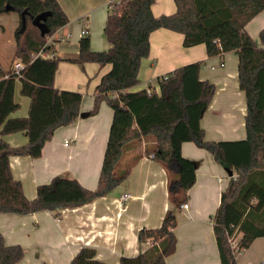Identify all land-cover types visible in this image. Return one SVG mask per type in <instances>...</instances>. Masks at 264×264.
Returning a JSON list of instances; mask_svg holds the SVG:
<instances>
[{
  "label": "trees",
  "instance_id": "trees-1",
  "mask_svg": "<svg viewBox=\"0 0 264 264\" xmlns=\"http://www.w3.org/2000/svg\"><path fill=\"white\" fill-rule=\"evenodd\" d=\"M174 2L176 9L172 14L154 16V0H109L103 25L109 47L93 50L90 38L80 36L77 55L65 60L110 64L94 87L93 107L89 111L95 113L101 101L113 110L99 186L86 190L75 179L57 175L49 183L38 185L36 196L28 199L20 180L11 173L10 156H40L54 130L78 117L82 93L54 87V74L62 58L31 56L42 48L47 36L67 23L59 2L0 0V14L15 11L19 17L13 57L25 64L16 74L0 63V136L19 131L27 136V142L17 147L0 138V213L56 211L107 194L128 176L141 156L139 152L126 156V152L140 146L142 140L147 141L142 154H152L164 167L169 200L178 207L185 202V193L195 179L193 161L181 154L182 142L191 141L235 172L221 192L212 216L220 264H236V253L228 240L233 233L239 234L241 249L254 238L264 236V46H259L245 30L246 23L264 9V0ZM158 28L182 33L185 47L203 43L209 56L236 53L238 87L246 102L244 139H205L200 119L215 86L200 79L201 61L184 64L158 77L159 93L151 86L149 92L147 88L130 90L139 83L141 60L149 54V35ZM259 37L264 43V30ZM54 50V46L43 48L45 52ZM16 80L20 81V93L30 99L27 116H10L19 108L14 100ZM175 226V213L168 209L159 227L143 228L138 233L140 241L152 238L154 243L135 256L120 257L119 264H164L165 257L175 249ZM23 253L19 244H6L0 233V264H16ZM69 264L109 263L97 259L94 248L84 246Z\"/></svg>",
  "mask_w": 264,
  "mask_h": 264
},
{
  "label": "crops",
  "instance_id": "crops-1",
  "mask_svg": "<svg viewBox=\"0 0 264 264\" xmlns=\"http://www.w3.org/2000/svg\"><path fill=\"white\" fill-rule=\"evenodd\" d=\"M57 1L68 15L74 13L73 0ZM84 3L83 9L75 11L84 14L78 17L82 25L80 30H87L89 36L91 27L99 25V31L102 30L103 34L109 0H84ZM175 9L174 0H154L151 6L154 16L172 14ZM2 15L0 14V57L8 54V63L7 66L1 65L11 68L13 61L18 59L13 57L18 16L14 17L10 26L13 31L6 34L7 27ZM66 27V24L60 27L57 34L64 36L62 33ZM245 30L259 46H264L259 37L260 31L264 30V9L246 23ZM9 34L13 37V47ZM79 38L74 54L64 53V61H59L57 68L66 64L63 62L68 63L65 58L77 55ZM182 39V33L167 28L153 30L149 35V54L140 63L139 83L130 90L151 86L158 92V77L167 75L184 64L201 61L200 79H206L215 86L210 104L200 119L205 139H244L246 102L244 92L238 87L236 53L229 51L209 56L203 43L185 47ZM8 43L10 46L7 47ZM90 47L93 50L95 48L91 43ZM88 64L90 62L78 65L85 67L89 75L92 70L95 71L94 80L87 79L88 74L72 80L68 76L61 78L56 73L57 69L54 74V87L57 89L81 91L84 81L88 83L82 93L79 112H89L92 109L94 87L100 76L110 68V64ZM14 100L19 103V108L10 116H27L30 99L20 93L19 80L15 82ZM112 119L113 110L105 101H101L95 113L85 117L78 115L71 123L58 126L52 137L44 143L40 156H10L11 173L20 180L24 195L28 199L34 198L37 186L49 183L57 175L75 179L86 190L96 189L99 186ZM0 138L12 147L27 142L23 131ZM146 143V140H142L140 146L126 152V156L141 153L128 176L107 194L91 202L56 211L0 213V233L5 243L19 244L24 252L16 264H69L84 246L94 248L97 259L109 264H119L120 257L135 256L147 248L138 238L139 231L159 227L168 209H172L176 216V226L173 229L176 244L174 252L165 257L164 264H220L212 216L230 176L206 149L191 141L182 142L181 154L193 161L195 179L185 193L187 207L183 208L181 204L177 207L168 197L164 167L150 157V154H142ZM232 176H235V172ZM122 193H129L130 197L119 206L118 199ZM56 217L59 218L58 221L55 220ZM236 264H264V236L254 238L249 246L241 249L236 255Z\"/></svg>",
  "mask_w": 264,
  "mask_h": 264
},
{
  "label": "rangeland",
  "instance_id": "rangeland-1",
  "mask_svg": "<svg viewBox=\"0 0 264 264\" xmlns=\"http://www.w3.org/2000/svg\"><path fill=\"white\" fill-rule=\"evenodd\" d=\"M73 1H74V13L71 15H68V13L64 11L67 18H68V21L66 23L67 27L63 30V33L61 31V33L64 36H66L67 34H69V36L66 39L64 38L63 40L56 41L54 43V49L55 50L51 51L60 58H63L64 53H67L69 55H73L77 49L76 45H77V39L79 37L78 32L82 26L78 17H80L84 14L81 15V13H78L75 11L83 9L85 7V3H84V0H73ZM16 15H17V13L15 11H9L8 13H3L1 18H4V22H5L6 27H7V29H6L7 33L6 34H8L10 31H13L12 27L10 28V26L13 24L14 17ZM16 21H19V17L16 19ZM29 29L33 30L32 28H29ZM9 37L11 38L10 43H12L13 42L12 35L10 36V34H9ZM88 37L90 38L91 46L95 47L94 50H104L107 48V41L102 34V30L99 31V25H97L95 28L91 27L90 34ZM13 45H14V42L11 44V47H13ZM8 46H10L9 43H8L7 47ZM62 61H64V58L62 59ZM66 61H68V60H66ZM0 63L4 66H7L8 54L0 57ZM63 63H66V64H61L59 66V68H57V72H56L57 75L60 76L61 78L68 76L72 80V78H74V79L75 78L76 79L83 78L86 76V74H88L87 79H89V80L95 79V77H93L95 71L92 70L91 75H89V72L87 71V69L85 67L81 68L80 65L70 63V61H68V63L67 62H63ZM91 64H93V63L90 62V64H88V65H91ZM83 84L84 85H82L81 91H79L81 93L85 92L86 87L88 85V83L85 81ZM89 84H91V83H89ZM237 237L239 238V234L237 235Z\"/></svg>",
  "mask_w": 264,
  "mask_h": 264
},
{
  "label": "built area",
  "instance_id": "built-area-1",
  "mask_svg": "<svg viewBox=\"0 0 264 264\" xmlns=\"http://www.w3.org/2000/svg\"><path fill=\"white\" fill-rule=\"evenodd\" d=\"M58 33V30H56L52 35H49L47 36L46 38V42L45 44L42 46V48L37 52V53H31V56L32 57H36V56H41V57H44V58H51L54 56V53L53 52H45L43 51V48L46 47V46H54V43L56 41H60V40H63L64 38L66 39L69 34H67L66 36H60L57 34ZM88 31L85 30V29H81L78 33L79 37L80 36H85L87 35ZM25 66V64L20 60V59H17L15 61H13L12 63V71L16 74H19L20 73V70ZM150 89L147 88V92H149ZM158 93H159V89H158ZM67 141L65 140V143ZM153 155L150 154V157H152ZM130 197V194L129 193H122L118 199V205L119 206H122L124 201L127 200L128 198ZM181 207L183 208H186L187 207V203H182L181 204ZM58 217L55 218L56 221H58ZM229 243H230V246L231 248L233 249V251L236 253V255L241 251V248H239L238 246V237L236 234H232L230 237H229ZM144 243L146 244V246L148 247L149 245L153 244L154 243V240L152 238H147Z\"/></svg>",
  "mask_w": 264,
  "mask_h": 264
},
{
  "label": "water",
  "instance_id": "water-1",
  "mask_svg": "<svg viewBox=\"0 0 264 264\" xmlns=\"http://www.w3.org/2000/svg\"><path fill=\"white\" fill-rule=\"evenodd\" d=\"M89 115V112L88 111H82L79 113V116L80 117H85V116H88ZM224 170L227 172V175L228 176H232L233 175V171L232 169L228 168V167H224Z\"/></svg>",
  "mask_w": 264,
  "mask_h": 264
}]
</instances>
